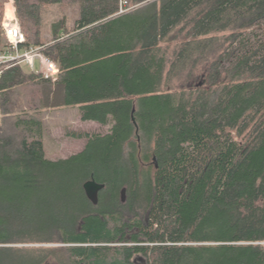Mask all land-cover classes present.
<instances>
[{
  "label": "trees",
  "instance_id": "16d2710c",
  "mask_svg": "<svg viewBox=\"0 0 264 264\" xmlns=\"http://www.w3.org/2000/svg\"><path fill=\"white\" fill-rule=\"evenodd\" d=\"M65 2L57 79L0 78V264H264V0H14L29 44ZM64 108L112 128L53 161Z\"/></svg>",
  "mask_w": 264,
  "mask_h": 264
},
{
  "label": "rangeland",
  "instance_id": "374dc122",
  "mask_svg": "<svg viewBox=\"0 0 264 264\" xmlns=\"http://www.w3.org/2000/svg\"><path fill=\"white\" fill-rule=\"evenodd\" d=\"M5 2L6 0H0V6H3ZM79 14L80 7L78 4L65 2L41 5L39 38L42 44L40 45H46L47 47L50 45L53 39V26L62 19H65L67 29H73L75 20L79 17ZM64 34L65 33H62V35ZM25 70L27 71V69ZM203 75L204 73L202 70H199V77H195L188 81L185 86L199 82L200 77ZM174 84L175 88L184 86L177 81ZM41 116L44 124L43 140L46 157L53 161L66 159L80 153L87 145V136L106 135L112 128V123L101 125L93 121H82L79 108L44 110L41 112ZM127 194L126 192L125 196H127ZM45 264L57 263L54 260H49Z\"/></svg>",
  "mask_w": 264,
  "mask_h": 264
},
{
  "label": "built area",
  "instance_id": "2783aa9c",
  "mask_svg": "<svg viewBox=\"0 0 264 264\" xmlns=\"http://www.w3.org/2000/svg\"><path fill=\"white\" fill-rule=\"evenodd\" d=\"M46 45H32L17 18L14 0H6L0 8V78L14 68L21 67L55 81L58 66L43 51Z\"/></svg>",
  "mask_w": 264,
  "mask_h": 264
},
{
  "label": "water",
  "instance_id": "95a60500",
  "mask_svg": "<svg viewBox=\"0 0 264 264\" xmlns=\"http://www.w3.org/2000/svg\"><path fill=\"white\" fill-rule=\"evenodd\" d=\"M106 187L105 184L98 183L95 179L88 180L84 184V190L88 199L94 204L99 203V194ZM126 188L122 189V199H126Z\"/></svg>",
  "mask_w": 264,
  "mask_h": 264
}]
</instances>
